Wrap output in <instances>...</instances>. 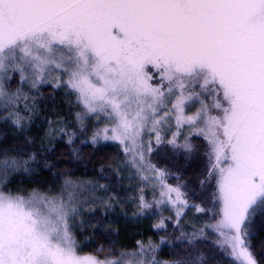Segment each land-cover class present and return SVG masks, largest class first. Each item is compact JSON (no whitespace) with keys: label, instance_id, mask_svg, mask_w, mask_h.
Here are the masks:
<instances>
[{"label":"snow or ice","instance_id":"snow-or-ice-1","mask_svg":"<svg viewBox=\"0 0 264 264\" xmlns=\"http://www.w3.org/2000/svg\"><path fill=\"white\" fill-rule=\"evenodd\" d=\"M0 264H264V0H0Z\"/></svg>","mask_w":264,"mask_h":264},{"label":"trees","instance_id":"trees-1","mask_svg":"<svg viewBox=\"0 0 264 264\" xmlns=\"http://www.w3.org/2000/svg\"><path fill=\"white\" fill-rule=\"evenodd\" d=\"M90 153H88L87 151L85 152V155H84V161L85 162H89V165H91V161H90ZM97 167H98V163H97ZM91 170V168L89 167V171ZM85 169L83 167V164L80 165V172H78L77 174H82L84 173ZM158 239V237L156 238Z\"/></svg>","mask_w":264,"mask_h":264},{"label":"rangeland","instance_id":"rangeland-1","mask_svg":"<svg viewBox=\"0 0 264 264\" xmlns=\"http://www.w3.org/2000/svg\"><path fill=\"white\" fill-rule=\"evenodd\" d=\"M131 230V229H130ZM125 243H127L128 241H124Z\"/></svg>","mask_w":264,"mask_h":264}]
</instances>
